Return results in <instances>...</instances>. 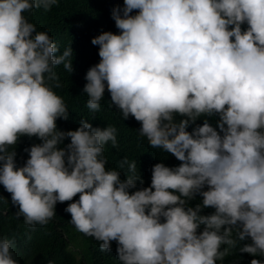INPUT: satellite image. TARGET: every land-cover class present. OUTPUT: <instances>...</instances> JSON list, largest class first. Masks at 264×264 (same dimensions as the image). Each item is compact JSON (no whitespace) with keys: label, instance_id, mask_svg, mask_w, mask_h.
Here are the masks:
<instances>
[{"label":"clouds","instance_id":"obj_1","mask_svg":"<svg viewBox=\"0 0 264 264\" xmlns=\"http://www.w3.org/2000/svg\"><path fill=\"white\" fill-rule=\"evenodd\" d=\"M56 2L0 0V184L15 215L43 225L57 202L71 201L70 222L101 250L112 247L116 264H217L229 252L222 245L249 238L239 251L264 257V0H124L111 11L119 32L92 38L100 59L85 74L88 108L98 110L107 89L109 106L180 162L155 163L139 188L136 160H121L124 179L106 167L114 125L81 119L74 130L57 128L69 111L48 82L60 86L56 65L73 72V49L57 54L25 15ZM26 135L42 142L25 148L18 166L15 145ZM197 193L201 202L190 206ZM207 207L215 211L201 214ZM14 243L0 238V264H19Z\"/></svg>","mask_w":264,"mask_h":264},{"label":"trees","instance_id":"obj_2","mask_svg":"<svg viewBox=\"0 0 264 264\" xmlns=\"http://www.w3.org/2000/svg\"><path fill=\"white\" fill-rule=\"evenodd\" d=\"M123 2L124 0H57L50 9L36 8L26 12L25 15L36 25L37 31H48L58 45L57 54L62 53L70 44L73 49V72L65 69L63 64L56 65L54 70L60 86H56L55 80L48 82L55 92L63 97L69 111L67 120L57 118V128L64 131L74 130L79 127L81 119L89 120L93 127L114 125L117 128L118 143L115 146L111 141L105 144L106 167L119 169L121 179H124L129 173L127 164L121 167V160L124 157L129 161L136 160L141 179L144 181L143 185L137 181L139 188L151 183V168L155 163L162 161L174 167L180 162L173 154L151 146L147 138L141 137L137 131L140 122L134 117L124 119L115 106L110 107L111 97L107 89L100 102V108L95 111L88 108V97L83 92L87 70L100 59L99 46L92 44L91 40L102 31L119 32L111 17V11L115 5H122ZM180 118L177 116V119ZM207 118L214 126L216 125L218 117ZM203 120L204 118H198L194 124L189 125L188 131H191L196 124H202ZM41 142L36 136L26 135L23 144L17 143L15 145L17 165L22 166L29 156L25 148ZM69 142L70 138L66 137L60 147ZM2 197L8 201L4 202ZM78 198L79 194L73 197V200ZM201 200L202 197L197 193L192 202L189 201V205L194 207ZM68 203L71 201L57 202L56 215L47 224L30 226L24 222L23 216L15 215L17 206L11 203V193L0 184V238L7 237L14 240L11 251L19 264H48L49 260L55 261V264H116L114 257L111 256L112 247L109 251L101 250L100 241L78 231L70 222L71 214L65 211ZM2 211L6 213L3 214ZM214 211L213 208L207 207L201 210V214L208 215ZM201 229L203 225L198 231ZM73 231H78L80 237H76ZM235 236L236 233L233 232V237ZM249 242H251L250 238L240 241L235 247L222 245V248L229 247V252L223 261L218 260L217 264H250L253 258L264 260V257H254L252 254L239 251L240 247ZM76 254H79L80 259Z\"/></svg>","mask_w":264,"mask_h":264},{"label":"bare ground","instance_id":"obj_3","mask_svg":"<svg viewBox=\"0 0 264 264\" xmlns=\"http://www.w3.org/2000/svg\"><path fill=\"white\" fill-rule=\"evenodd\" d=\"M89 46V45H88ZM191 202H192V200H191ZM200 202V201H199ZM202 230V229H201Z\"/></svg>","mask_w":264,"mask_h":264}]
</instances>
